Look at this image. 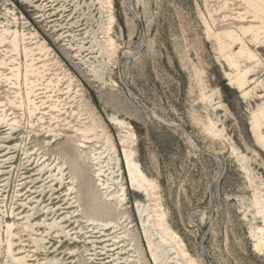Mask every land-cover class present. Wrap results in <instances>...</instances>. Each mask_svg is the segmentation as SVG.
I'll list each match as a JSON object with an SVG mask.
<instances>
[{
    "label": "rangeland",
    "instance_id": "1",
    "mask_svg": "<svg viewBox=\"0 0 264 264\" xmlns=\"http://www.w3.org/2000/svg\"><path fill=\"white\" fill-rule=\"evenodd\" d=\"M258 46L264 0H0V264H264Z\"/></svg>",
    "mask_w": 264,
    "mask_h": 264
},
{
    "label": "bare ground",
    "instance_id": "2",
    "mask_svg": "<svg viewBox=\"0 0 264 264\" xmlns=\"http://www.w3.org/2000/svg\"><path fill=\"white\" fill-rule=\"evenodd\" d=\"M257 17V16H256ZM254 42H256V41H254ZM261 47H264V46H258L257 48L258 49H260ZM262 50V49H261ZM234 79H236V77L234 78ZM238 79V78H237ZM231 83V82H230ZM232 85L234 84L233 82L231 83ZM235 86H234V88H236V86L237 87H241L242 85H243V81L241 80V79H238V80H236V82H235V84H234ZM127 157L128 156H125V160H126V163H127V169H128V172H129V176H130V178H131V185H135L134 184V182H133V180H132V176H131V172H130V170H131V165H130V162H129V160L127 159ZM126 169V170H127ZM136 186V185H135ZM137 187H139V185H137ZM139 188H141V187H139ZM135 189H136V187H135ZM138 189V188H137ZM140 191V190H139Z\"/></svg>",
    "mask_w": 264,
    "mask_h": 264
}]
</instances>
